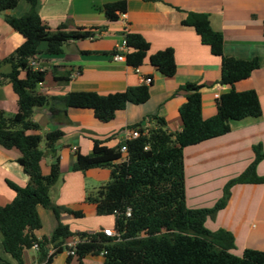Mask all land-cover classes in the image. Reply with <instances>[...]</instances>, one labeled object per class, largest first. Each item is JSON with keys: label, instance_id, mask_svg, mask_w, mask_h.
Listing matches in <instances>:
<instances>
[{"label": "trees", "instance_id": "obj_1", "mask_svg": "<svg viewBox=\"0 0 264 264\" xmlns=\"http://www.w3.org/2000/svg\"><path fill=\"white\" fill-rule=\"evenodd\" d=\"M20 0H0V15L4 22L23 38V43L9 56L0 59V68L9 66L7 75L0 73L17 97V112L5 117L0 112V147L15 149L20 154V163L28 184L18 188L8 183L15 193L11 203L0 207V242L3 251L15 264H25L23 254L37 244L38 264H51L52 257L64 251L65 242L77 237L82 242L75 248L78 264L87 256L104 258L103 264H264V252L244 250L241 256L231 253L235 249L234 237L228 231H210L206 222L213 221L217 213L226 207L231 189L238 185H264V177L258 176L256 168L264 160V148L260 144L252 147L253 161L238 176L228 180L222 188V196L210 208L189 209L186 205L183 150L203 142L224 136L230 132V122L246 118H259L261 107L254 90L237 92L234 85L248 79L260 67L257 58L236 60L223 55V36L212 30L205 13H186L181 25L192 28L202 45L209 48L212 56L220 60L219 84L229 88L215 100L216 115L208 120L201 116V86L185 83L176 94L182 93L185 102L178 114L182 129L169 133L166 123L157 116H146L140 123L127 130H135L138 137L123 141L115 148H107L105 141L92 139V152L83 156L76 153L72 172L84 173L92 169L107 168L109 181L101 187L95 198L97 216H114L115 237H106L103 232L93 234L72 233L60 221L62 213L76 218L80 212L54 206L50 191L60 178L56 144L63 138L61 130L38 132L40 127L31 118L34 110L46 109L51 120L67 122L69 109L91 110L96 121L107 124L128 104L142 105L150 98V86L142 84L127 88L123 92L99 95L93 92H73L65 96H43L35 92L42 84L46 71H37L29 65L39 54V46L46 44L45 54L58 56L68 42L93 39L104 27L67 30L62 23L51 31L37 13L38 0H23L29 11L20 16H8ZM126 0L107 3L103 6L105 19L114 23L126 14ZM125 53L122 55L128 67L137 69L147 60L149 65L166 78L176 73L174 50L166 48L149 55L150 44L139 34L125 32ZM24 77L21 78V74ZM51 75L57 84L69 81V72ZM149 123L148 128L143 125ZM152 124V125H151ZM43 142V149L40 144ZM125 146L126 152H120ZM50 157L54 163L49 173L43 176L40 162ZM37 207L50 210L56 227L50 237L38 240L34 231L41 228ZM129 210V216H126ZM54 255L48 257V251ZM0 264H8L1 262Z\"/></svg>", "mask_w": 264, "mask_h": 264}, {"label": "crops", "instance_id": "obj_2", "mask_svg": "<svg viewBox=\"0 0 264 264\" xmlns=\"http://www.w3.org/2000/svg\"><path fill=\"white\" fill-rule=\"evenodd\" d=\"M115 1L119 0H38L36 8L40 19L51 31L62 23L67 24L68 31L105 28L93 39L68 42L58 56L46 55V44L42 43L39 54L30 61L36 65L33 70L39 68L47 72L44 82L36 87L37 94L65 96L73 92H93L108 95L140 86L145 78L152 79L149 100L138 106L128 104L107 124L96 121L91 110L69 109V123L51 120L46 109L34 110L31 120L40 130L28 134L43 136L54 130L64 133L56 144L60 178L51 189L50 198L54 206L82 214L80 218L65 213L60 215L61 223L68 226L72 233L113 231V220L97 216L95 203L86 199L88 181L96 179L98 169L84 173L71 171L76 153L83 156L91 154L92 139L105 141L107 148H115L124 141L128 127L140 123L146 116L162 118L169 133L180 131L182 123L178 109L185 102V97L182 93L176 94V90L185 83L202 87V119L208 120L216 115L215 100L229 88L219 84V58L212 56L209 48L201 44L192 28L181 25L188 12L208 15L212 30L223 36L225 57L258 59L260 67L248 79L236 83L234 89L237 92L254 90L262 113L259 118L230 122L228 134L183 150L187 207L199 209L195 207V202L211 192L208 201L213 206L226 182L238 176L253 161L252 147L260 144L264 148V0H126V14L109 23L103 6ZM28 11L29 6L20 0L17 7L5 15L20 17ZM125 32L144 38L150 44L149 55L172 48L175 75L171 78L162 76L147 60L137 69L128 67L125 61H115L114 55ZM22 43L23 38L0 15V59L11 55ZM52 69L57 75L69 72L68 83L60 85L54 82ZM9 71L7 65L0 68L3 75ZM0 112L5 117H12L17 112V97L11 85L4 80L0 84ZM53 163L54 159L50 157L42 159L40 171L43 176L48 175ZM256 173L264 177V160L258 164ZM8 183L24 188L28 177L23 172L19 152L0 147V207L11 203L15 196ZM211 186H216V190H212ZM188 190L191 192L190 206L187 202ZM36 210L41 228L34 231V236L38 240L48 238L57 224L54 215L40 207ZM206 228L231 233L235 244L231 253L235 256H241L247 249L264 252V185L234 186L226 207L217 213L213 221L206 222ZM76 238L65 242L66 251L53 256L51 264H67V246ZM37 254L38 251L33 248L25 251L24 263L38 264ZM0 261L15 264L3 251L1 242ZM103 261L102 255L87 256L82 264H103ZM70 264L78 263L73 258Z\"/></svg>", "mask_w": 264, "mask_h": 264}, {"label": "built area", "instance_id": "obj_3", "mask_svg": "<svg viewBox=\"0 0 264 264\" xmlns=\"http://www.w3.org/2000/svg\"><path fill=\"white\" fill-rule=\"evenodd\" d=\"M124 51H125V40L123 39L119 48L117 49L115 55H114V60L115 61H124V58H123V54H124ZM29 65L34 68L36 65L35 63L33 62H30ZM37 71H43L42 69H36ZM142 83L145 84V85H148L151 83V80L149 78H145L142 80ZM143 127L146 129L149 127V124L148 123H145L143 125ZM138 137V132L135 131V130H127L126 133H125V136H124V141H130V140H133L135 138ZM120 152L121 153H125L126 152V148L125 146H122L121 149H120ZM126 216H129V210L127 211L126 213ZM103 234L106 236V237H115V233L109 229H106V230H103L102 231ZM82 241L79 239V238H76L71 244H69L67 246V256L68 257H75V251H74V248L75 246L78 244V243H81ZM34 250L38 251V246L37 244H35L33 247H32ZM54 252L55 250L54 249H50L48 251V257H51L54 255ZM103 255V254H102Z\"/></svg>", "mask_w": 264, "mask_h": 264}, {"label": "rangeland", "instance_id": "obj_4", "mask_svg": "<svg viewBox=\"0 0 264 264\" xmlns=\"http://www.w3.org/2000/svg\"><path fill=\"white\" fill-rule=\"evenodd\" d=\"M43 147H44V145H43V142H42L40 144V149H43ZM96 171H97L96 179H91V180L88 181V186H87L88 190H87V198L86 199L88 200L89 203L91 202L89 200V198H95L97 191L101 187H103L109 181V178H110L108 174L106 176L107 171H109L107 168H101V169H98ZM108 173L110 174V172H108ZM210 188H212V190H216V186L215 187L211 186ZM209 191H211V190H209ZM211 194H212V192L210 194H207L205 197L200 198V200H197L195 202V207L196 208H210V207H212V205L210 204L211 201H208L210 199V197H211L210 196ZM221 196H222V189H221L220 198H221ZM190 197H191V192H190V190H188L187 191V202H188L189 206L191 204V203H189ZM103 219L104 220L111 219V220H113V223H114V216H103ZM64 251H66V249H64Z\"/></svg>", "mask_w": 264, "mask_h": 264}]
</instances>
